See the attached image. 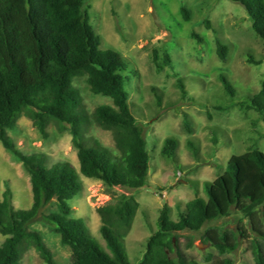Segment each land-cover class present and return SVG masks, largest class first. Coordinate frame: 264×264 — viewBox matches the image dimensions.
Returning a JSON list of instances; mask_svg holds the SVG:
<instances>
[{
    "label": "rangeland",
    "instance_id": "1",
    "mask_svg": "<svg viewBox=\"0 0 264 264\" xmlns=\"http://www.w3.org/2000/svg\"><path fill=\"white\" fill-rule=\"evenodd\" d=\"M84 7L90 25L100 36V47L117 50L126 63L128 101L144 128L149 155L144 185L107 186L99 179L82 175L69 130L54 122L42 134L21 112L7 132L22 152L41 155L48 166L68 162L75 168L81 190L69 201L71 215L81 218L106 250L98 208L116 203L120 194L134 197L140 206L120 243L135 264L143 255L147 237L157 228L160 207L167 204L171 219L177 220L178 212L184 211L190 199L207 198L205 182L223 173L232 155L249 149L264 153V121L248 107L264 77V41L253 32L244 7L233 0H88ZM182 7L187 9L188 18ZM217 39L227 46L223 59L216 51ZM165 52L169 64L164 63ZM222 76L229 83L228 89ZM179 81L184 85V96ZM74 85L80 89L88 112L100 104H112L110 98L92 93L84 76L75 78ZM85 135L88 142L97 140L118 152L112 132L92 119ZM167 138L177 140V161L164 152ZM189 141L195 144L198 157L192 154ZM6 183L15 209L31 205L30 174L0 142V198ZM54 210L52 200L29 223V228L41 233L58 264H71L69 247L61 243L60 235L45 217ZM257 218V223L264 222V204L257 208ZM211 227L234 237L236 248L220 253L211 242L204 241V232ZM177 236L174 243L198 264H204L208 256L211 264H221L224 258H230L233 264H255L253 241L259 243L264 255V237L252 230L249 217L234 208L199 230L181 231ZM5 238L0 233V244ZM20 264L46 263L33 246L27 245Z\"/></svg>",
    "mask_w": 264,
    "mask_h": 264
},
{
    "label": "trees",
    "instance_id": "2",
    "mask_svg": "<svg viewBox=\"0 0 264 264\" xmlns=\"http://www.w3.org/2000/svg\"><path fill=\"white\" fill-rule=\"evenodd\" d=\"M87 1L0 0V142L30 174L32 192L31 205L15 209L11 188L5 184L0 198V233L6 238L0 244V264H20L27 245L33 246L46 264H58L41 233L29 228V223L52 200L56 210L45 217L60 235L61 243L69 247L71 264H132L120 242L140 206L134 197L120 194L116 203L98 208L106 250L83 220L71 215L69 201L81 190L75 168L68 162L48 166L41 155L22 152L7 132L15 126L21 112L33 120L42 134L54 122L69 130L82 175L99 179L107 186L144 185L149 155L144 128L129 105L126 63L117 50L100 47V36L90 25L84 7ZM233 1L244 7L253 32L264 41V0ZM181 10L188 18L187 9ZM193 36L201 41L195 33ZM216 51L221 59L227 52V46L218 39ZM169 62L165 52L164 63ZM83 76L92 93L110 98L112 104H100L88 112L80 89L74 85V79ZM221 79L228 89L226 78ZM178 85L184 96L183 83L179 81ZM157 99L160 103V96ZM248 107L264 121V77ZM183 114L189 130L186 113ZM90 119L112 132L118 152L97 140L88 142L85 134ZM188 146L198 157L195 144L189 141ZM176 147V139H165L164 152L173 161H177ZM204 190L207 198L190 199L184 211L178 212L177 220L171 219L167 204L159 208L157 228L147 237L143 255L135 264H198L174 243L177 233L199 230L206 222L226 216L232 208L249 217L252 230L264 237V222L257 223V208L264 204L262 151L249 149L232 155L225 171L205 182ZM203 239L220 253L237 246L234 237L217 227L206 229ZM252 248L255 264H264L257 241H253ZM209 261L210 256L204 264H211ZM221 264L233 261L224 258Z\"/></svg>",
    "mask_w": 264,
    "mask_h": 264
}]
</instances>
